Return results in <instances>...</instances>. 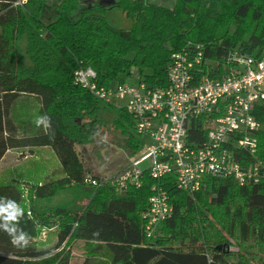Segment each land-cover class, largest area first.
<instances>
[{
  "label": "trees",
  "instance_id": "trees-1",
  "mask_svg": "<svg viewBox=\"0 0 264 264\" xmlns=\"http://www.w3.org/2000/svg\"><path fill=\"white\" fill-rule=\"evenodd\" d=\"M47 1L0 0V163L12 149L46 147L62 169L61 177L48 179L31 176L33 168L22 176L0 175V197L23 208L18 227L30 238L26 247H16L0 229V264H71L78 242L82 264H264V99L253 112L261 123L257 152L237 154L247 164L259 163V181L241 185L209 175L190 193L173 174L154 179L144 170L140 186L120 189L110 180H86L101 178L86 174L75 149L94 141L85 119L110 124L132 151L141 149L144 137L126 108L98 98L74 76L77 68L91 66L99 85L126 81L124 74L165 86L172 53L189 41L209 45L215 60L228 50L260 57L264 0H219L214 15L207 13L210 0H175L173 7L141 0L81 7V0H60L57 17L45 22ZM115 7L128 25L110 21ZM40 117L48 118L47 127L36 125ZM204 136L202 122L194 121L191 142ZM154 186L167 192L173 212L149 238L143 213ZM43 226L56 227L54 245H40Z\"/></svg>",
  "mask_w": 264,
  "mask_h": 264
},
{
  "label": "built area",
  "instance_id": "built-area-1",
  "mask_svg": "<svg viewBox=\"0 0 264 264\" xmlns=\"http://www.w3.org/2000/svg\"><path fill=\"white\" fill-rule=\"evenodd\" d=\"M210 46L189 41L171 55L165 86L144 82L116 81L99 85L91 66L74 72L75 83L117 107H124L135 120L134 130L144 137L145 153L136 157L112 179L120 189L141 185L144 170L154 179L173 174L179 188L193 193L209 175L232 177L243 185L262 177L259 163L238 158L242 151L255 156L257 131L261 123L254 107L264 99V52L260 57L228 50L218 60L208 55ZM202 122L204 139L195 144L189 138L194 121ZM149 161V165L141 164ZM94 185L109 181L87 176ZM143 213L144 231L154 237L173 212L166 191L153 187ZM41 238V237H40ZM38 239V238H37Z\"/></svg>",
  "mask_w": 264,
  "mask_h": 264
},
{
  "label": "rangeland",
  "instance_id": "rangeland-1",
  "mask_svg": "<svg viewBox=\"0 0 264 264\" xmlns=\"http://www.w3.org/2000/svg\"><path fill=\"white\" fill-rule=\"evenodd\" d=\"M60 0H48L44 10L43 19L45 22L53 21L56 17L55 4ZM117 0H81V7L100 2L103 4H111ZM167 7H173L175 0H145ZM219 9V0H210L207 8L209 15H214ZM110 21L118 26H126L129 21L125 14L119 8H112L108 11ZM137 71V68H134ZM121 79H126L127 82L135 85L137 79L131 76L121 75ZM85 121L91 125L89 130L94 135V141L86 146L75 145L76 151L83 159L86 174H90L99 178L112 179L126 168H129L131 162L145 153L146 148L143 147L139 151H132L123 143V137L119 131L115 130L110 124L102 126L94 122L91 118L86 117ZM34 153L25 150L12 149L0 163V175L7 172L14 175L22 176L29 168L32 175H38L48 178H57L62 176V169L57 155L51 148H35ZM33 153V154H31ZM26 154V155H25ZM149 165V161L141 164L142 167ZM28 173V174H29ZM34 177V176H33ZM41 237V238H40ZM38 241L41 246H52L57 241L56 227L43 226L38 234ZM232 249H238L237 245L232 243ZM73 257L71 264H82L85 259L82 244L78 242L73 246Z\"/></svg>",
  "mask_w": 264,
  "mask_h": 264
},
{
  "label": "clouds",
  "instance_id": "clouds-1",
  "mask_svg": "<svg viewBox=\"0 0 264 264\" xmlns=\"http://www.w3.org/2000/svg\"><path fill=\"white\" fill-rule=\"evenodd\" d=\"M35 123L38 127L41 124L47 127L48 118H37ZM23 215L24 210L16 201L7 197H0V229L11 237L12 244L16 247H26L30 239L28 234L18 227L19 219Z\"/></svg>",
  "mask_w": 264,
  "mask_h": 264
},
{
  "label": "flooded vegetation",
  "instance_id": "flooded-vegetation-1",
  "mask_svg": "<svg viewBox=\"0 0 264 264\" xmlns=\"http://www.w3.org/2000/svg\"><path fill=\"white\" fill-rule=\"evenodd\" d=\"M118 1V0H117ZM117 1H115V2H113V3H111V4H104V5H107V6H111V5H113L114 3H116ZM141 1H145V0H141ZM145 2H147V1H145ZM95 3H97V2H95ZM98 3H100V2H98ZM175 3V2H174ZM101 4H103V3H101ZM92 5V4H91ZM164 6V5H163ZM208 8V7H207Z\"/></svg>",
  "mask_w": 264,
  "mask_h": 264
}]
</instances>
